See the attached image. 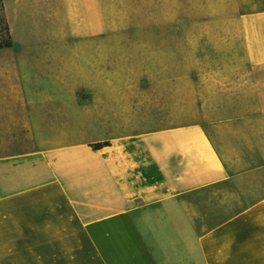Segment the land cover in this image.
Listing matches in <instances>:
<instances>
[{
  "label": "crops",
  "instance_id": "crops-1",
  "mask_svg": "<svg viewBox=\"0 0 264 264\" xmlns=\"http://www.w3.org/2000/svg\"><path fill=\"white\" fill-rule=\"evenodd\" d=\"M3 3L0 264H264V7Z\"/></svg>",
  "mask_w": 264,
  "mask_h": 264
},
{
  "label": "rangeland",
  "instance_id": "rangeland-1",
  "mask_svg": "<svg viewBox=\"0 0 264 264\" xmlns=\"http://www.w3.org/2000/svg\"><path fill=\"white\" fill-rule=\"evenodd\" d=\"M252 2V0H251ZM257 7H264V0H256ZM159 16V17H158ZM129 21L134 24L135 26L138 23L143 22H153L159 21L160 17L163 15H137V14H129ZM157 18V19H156ZM26 24L24 23H17L13 22L12 26V35L14 46L8 49L0 50V64L6 65L11 64L12 60H24L26 57H30V62H35L33 58L36 55H42L47 53V47L42 45H38V40H42L51 36V31H47L45 29H27ZM132 36L135 37L136 33L135 30L132 32ZM35 56V57H34ZM35 143L33 142H19V143H12V148H23V147H32Z\"/></svg>",
  "mask_w": 264,
  "mask_h": 264
},
{
  "label": "trees",
  "instance_id": "trees-1",
  "mask_svg": "<svg viewBox=\"0 0 264 264\" xmlns=\"http://www.w3.org/2000/svg\"><path fill=\"white\" fill-rule=\"evenodd\" d=\"M13 46V38L8 24V20L4 11L3 0H0V49L10 48ZM109 142L95 143L94 148H100Z\"/></svg>",
  "mask_w": 264,
  "mask_h": 264
}]
</instances>
